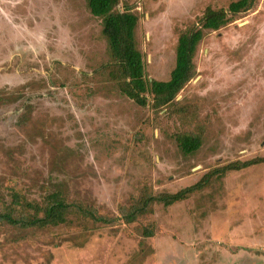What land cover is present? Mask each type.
<instances>
[{"label":"rangeland","instance_id":"1","mask_svg":"<svg viewBox=\"0 0 264 264\" xmlns=\"http://www.w3.org/2000/svg\"><path fill=\"white\" fill-rule=\"evenodd\" d=\"M236 0H119L137 17L145 78L167 81L181 32L206 8ZM101 18L86 0H0V195L39 201L63 188L111 224L72 219L29 232L0 227V264H264V163L211 181L169 207L153 206L143 239L119 208L148 192L176 193L229 162L264 156V0L216 31L193 57L176 114L139 107L109 72ZM200 137L185 154L177 137Z\"/></svg>","mask_w":264,"mask_h":264},{"label":"trees","instance_id":"2","mask_svg":"<svg viewBox=\"0 0 264 264\" xmlns=\"http://www.w3.org/2000/svg\"><path fill=\"white\" fill-rule=\"evenodd\" d=\"M92 16L101 18V34L105 38L114 68L109 72L110 80L115 82L118 91L139 107H147V94L152 96L150 106L154 110L166 108L170 116L176 114L178 101L176 97L182 88L195 75L193 57L197 45L206 31H216L234 20L235 15L245 12L254 0H236L224 10L214 11L206 8L201 25L198 28L187 29L178 36L175 51V64L167 81H155L145 78L143 61L136 48L134 29L137 17L125 7L123 12L115 11L119 0H86ZM4 97L0 100L6 102ZM180 149L185 154H192L200 145V137L188 133L177 137ZM264 163V156L245 162L234 161L224 167L209 171L198 183L184 188L176 193L153 194L148 192L132 199L127 207H120V218L126 225L138 222L143 239L155 235L154 226L145 225L142 220L153 213V206L169 207L177 202L189 198L193 193L201 191L206 185L216 179L223 178L229 173L239 171L254 165ZM10 201L6 202L0 195V227L21 231V237L26 238L29 232L46 231L72 224V219H89L93 224H111L115 220H108L96 213L92 206L77 200L67 201L62 187L48 188L41 200H27L19 190L9 188Z\"/></svg>","mask_w":264,"mask_h":264}]
</instances>
